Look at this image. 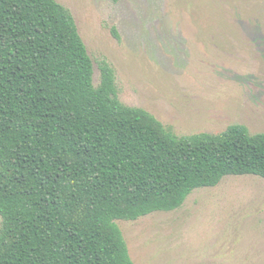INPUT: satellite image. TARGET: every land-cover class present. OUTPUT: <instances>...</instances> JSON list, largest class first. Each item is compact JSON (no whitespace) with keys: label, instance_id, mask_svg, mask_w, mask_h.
Wrapping results in <instances>:
<instances>
[{"label":"trees","instance_id":"obj_1","mask_svg":"<svg viewBox=\"0 0 264 264\" xmlns=\"http://www.w3.org/2000/svg\"><path fill=\"white\" fill-rule=\"evenodd\" d=\"M100 70L96 86L67 6L0 0V264H135L117 220L179 208L226 175L264 178V132L178 135Z\"/></svg>","mask_w":264,"mask_h":264},{"label":"rangeland","instance_id":"obj_2","mask_svg":"<svg viewBox=\"0 0 264 264\" xmlns=\"http://www.w3.org/2000/svg\"><path fill=\"white\" fill-rule=\"evenodd\" d=\"M58 1L75 17L96 86L106 60L120 100L178 135L232 124L264 132V0ZM117 222L135 264H264V178L226 175L179 208Z\"/></svg>","mask_w":264,"mask_h":264}]
</instances>
